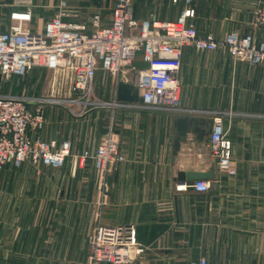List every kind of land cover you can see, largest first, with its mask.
<instances>
[{
	"label": "crops",
	"instance_id": "obj_1",
	"mask_svg": "<svg viewBox=\"0 0 264 264\" xmlns=\"http://www.w3.org/2000/svg\"><path fill=\"white\" fill-rule=\"evenodd\" d=\"M114 1L66 0L64 20L85 23L89 31L98 15L100 25H107ZM31 2L30 29L41 31L58 0ZM16 6L15 0H0L5 25ZM187 6L194 9L188 20L198 35L236 32L264 43V25L257 20L264 0H131L137 20H175ZM42 70L28 72L35 76L31 92L0 93L32 97L33 106L39 98H55L39 104L44 125L29 135L57 144L68 140L69 154L58 167L25 160L0 169V264H85L97 216L105 225L131 227L142 251L121 264H187L199 256L208 264H264V63L232 59L221 48L184 46L176 111L116 100L117 82L102 69L83 110L52 89L49 94L51 81L39 77ZM118 81L132 83V72ZM215 114L231 142L233 174L219 169L207 148ZM184 116L195 125L206 121L199 125L205 133L189 129L176 149V119ZM109 130L122 159L110 164L102 187L93 160L81 154L93 153ZM208 170L217 187L176 189L180 171Z\"/></svg>",
	"mask_w": 264,
	"mask_h": 264
},
{
	"label": "built area",
	"instance_id": "obj_2",
	"mask_svg": "<svg viewBox=\"0 0 264 264\" xmlns=\"http://www.w3.org/2000/svg\"><path fill=\"white\" fill-rule=\"evenodd\" d=\"M176 1V0H175ZM191 4L192 0H184ZM17 8L7 16L8 23L0 31V77L22 76L34 68L63 73L70 79L69 101L90 105L93 81L98 69L108 72L118 82L120 75L130 70L133 84L147 108L176 111L178 109L179 68L182 48L191 45L200 51L223 49L232 59L256 65L264 63V43H254L250 35L236 32L217 38L211 32L198 35L193 22L194 9L187 6L175 20L155 17L137 20L132 15L131 0H115L111 19L100 25L98 15L91 19V29L85 23L64 20L68 15L66 0H58L55 14L47 19L41 31L30 29L31 0H15ZM257 20L264 25V8L257 11ZM135 61L147 62L146 68L133 66ZM3 79V78H2ZM55 79L51 82L53 90ZM55 98L42 97L37 103L54 102ZM35 99L25 95L0 93V169L8 162L18 166L25 160L44 165L61 166L69 154L68 140L46 141L31 137L29 131H39L44 125V114ZM213 125L207 148L221 170L233 172L231 142L223 132L222 117L212 116ZM91 158L100 186L110 164L121 160L118 143L111 130L100 141L93 153L81 154ZM209 180L176 185L177 190L188 187L199 192L208 191ZM89 253L85 264H121L132 259L142 249L135 245L133 231L127 225H105L97 216L88 236ZM187 264H208L199 256Z\"/></svg>",
	"mask_w": 264,
	"mask_h": 264
},
{
	"label": "water",
	"instance_id": "obj_3",
	"mask_svg": "<svg viewBox=\"0 0 264 264\" xmlns=\"http://www.w3.org/2000/svg\"><path fill=\"white\" fill-rule=\"evenodd\" d=\"M147 62H141V61H135L133 63L134 67L137 68H146L148 67ZM115 98L118 101L122 102H137L141 103L142 98L139 95V90L138 88L133 84L125 81H118L116 84L115 88ZM208 123L211 122V120L207 121ZM198 125L194 124V119H188L186 116L184 117H178L176 119V124H177V138L174 141V147L177 149L179 146V142L182 141L189 129L192 131H199L200 136H203L205 131H200L201 129L199 128V125H206V121L202 120L198 122ZM213 177V171L208 170L204 172H182L180 171L177 174V179L184 183V182H190V181H195V180H208L212 179Z\"/></svg>",
	"mask_w": 264,
	"mask_h": 264
},
{
	"label": "rangeland",
	"instance_id": "obj_4",
	"mask_svg": "<svg viewBox=\"0 0 264 264\" xmlns=\"http://www.w3.org/2000/svg\"><path fill=\"white\" fill-rule=\"evenodd\" d=\"M32 3V2H31ZM56 9V8H55ZM56 12V11H55ZM4 19L3 16H0V30H3L4 25L6 23V21L2 20ZM39 77H43L46 78L48 77V79H50V81L52 82L53 79H55L56 83L58 82V84L56 86H54V93H59V95L57 97H60V99H70L69 95V87H70V79L68 76H66L63 73H54L52 71H47V70H42V73H39ZM30 75L32 78H34L33 80H28L26 81V76ZM3 78V79H2ZM2 81H6V83H3ZM35 81V76H34V72L33 73H28L22 76H8L6 77H0V91H6L8 88L15 93H20L22 91V89L24 88V90L26 89L27 92H31L32 88V84H34ZM29 82V83H28ZM34 86V85H33ZM26 92V91H25ZM51 93V84H49V94ZM73 104V102H72ZM223 132L224 131V127L222 126ZM232 155V152H231ZM231 165H232V160H231ZM233 167V165H232ZM228 174H233V172H229L227 170H223ZM212 186L217 187V185L215 183H212Z\"/></svg>",
	"mask_w": 264,
	"mask_h": 264
}]
</instances>
